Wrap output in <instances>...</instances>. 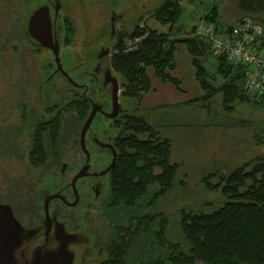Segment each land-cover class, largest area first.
I'll return each instance as SVG.
<instances>
[{
	"label": "rangeland",
	"instance_id": "rangeland-1",
	"mask_svg": "<svg viewBox=\"0 0 264 264\" xmlns=\"http://www.w3.org/2000/svg\"><path fill=\"white\" fill-rule=\"evenodd\" d=\"M64 1L68 4L64 13L69 16L73 26L69 41L74 48L87 47L92 40L100 37L109 26L110 10L123 14L121 19H116L117 32H130L137 23L140 27L158 32H167L169 28L157 22L152 14L164 0ZM178 3L182 12L179 22L173 28L172 37L192 35L193 26L196 29L202 28L204 16L215 3L218 4V20L221 24H236L242 16L239 0H178ZM31 9L32 5L23 0H0V203L8 201L9 191L15 190L20 177L23 179L22 176H28L27 170L34 171L35 177L42 175L44 170V165L36 167L25 162L26 151H22L25 144L20 145V152L16 155L15 147L19 142L16 140V145L10 148L11 145L5 140L9 137L7 135L21 123L24 125L31 121L24 119L29 112L36 114L40 122L55 114L54 111L50 113L45 110L50 102L43 98L38 70L47 53H30L26 50L22 25ZM258 17L260 21L253 25L260 35L264 33V11ZM137 41L139 39H126V47L135 48ZM204 67L211 85L220 87L224 81L216 74L215 60L210 57L204 62ZM194 71L186 47L178 45L174 70L170 71L171 76L178 81L177 85L161 82L154 76L153 69L148 67L146 72L151 80V88L149 92L142 93L140 102L122 97L123 79L114 71L120 84L119 100L122 105L132 108L134 112L137 110L141 114H148L147 121L156 125L161 138L170 140V162L177 165L174 184L165 195L150 205V210L161 214V218L155 221L158 224L163 222L164 237L177 244L185 253L189 251V244L180 229L183 212L211 213L220 207L225 202L220 178L264 150L254 140V135L261 132L259 125L263 121V111L257 106L254 108L251 104L242 105L239 102L232 104V109L226 110L222 105L220 91L205 99V92L199 87ZM56 84L58 89H55L56 92L52 90V95H60L59 89L63 92L66 88L63 82ZM61 104L58 103L56 107ZM61 127L58 143L64 146L67 138L64 121ZM155 171L159 172V169ZM9 186L13 189H7ZM156 189V184L151 185L140 201L145 209L149 207ZM164 248H155L153 253L146 255V261L151 257L156 259L160 252L164 258ZM135 261L132 256L131 263L135 264Z\"/></svg>",
	"mask_w": 264,
	"mask_h": 264
},
{
	"label": "trees",
	"instance_id": "trees-1",
	"mask_svg": "<svg viewBox=\"0 0 264 264\" xmlns=\"http://www.w3.org/2000/svg\"><path fill=\"white\" fill-rule=\"evenodd\" d=\"M217 5L215 3L209 8L203 18V26L221 33L233 24L219 22ZM238 6L242 11L239 22L250 20L255 24L260 21L258 14L264 11V0H239ZM181 12L178 0H164L152 14L157 22L168 25L167 32L140 27L138 23L130 32L116 31L117 50L111 65L122 76V97L140 102L142 93L149 92L151 80L146 72L148 67L153 69L154 76L161 82L177 85L178 81L170 71L174 70L178 45H184L191 57L195 79L205 92V99L220 91L226 110L239 102L263 111V121L259 125L261 132L254 135V140L264 149V95L247 90L248 66L229 61L225 54H213L211 42L197 33L195 26L191 28L192 35L172 37ZM72 30V24L67 23L68 41ZM126 39L139 41L135 48L129 49ZM255 42L257 49L264 52V33L256 34ZM210 57L216 62V74L224 81L218 88L211 85L204 67V62ZM132 112L134 114L126 116L118 126L121 138H118V157L110 175L111 194L108 200L118 213L104 242L105 248L114 252L110 253L111 260L106 264H132V256L135 257V264H264V150L220 178L221 192L225 197L220 207L211 213L183 212L180 229L189 244V251L185 253L164 237L163 222L158 224L155 221L161 218V214L150 210V205L174 184L177 165L170 162V140L161 138L156 125L147 121L148 114L134 112L133 109ZM41 123L31 129L30 158L25 162L36 167L44 165L46 170L59 163L58 142L62 121L60 115L55 114L53 119ZM5 140L10 148L14 147L15 136ZM21 179L16 185L25 186ZM153 184L157 185V189L145 209L140 201ZM157 247H165V257L162 258L160 252L156 259L151 257L146 261V255L153 253Z\"/></svg>",
	"mask_w": 264,
	"mask_h": 264
},
{
	"label": "flooded vegetation",
	"instance_id": "flooded-vegetation-1",
	"mask_svg": "<svg viewBox=\"0 0 264 264\" xmlns=\"http://www.w3.org/2000/svg\"><path fill=\"white\" fill-rule=\"evenodd\" d=\"M23 2L32 5L22 25L26 50L30 53H47L38 66L43 98L50 102L45 110L62 103L52 112L60 115L61 121H64L67 138L64 146L58 143L60 158L57 166L43 170L42 175L36 177L33 176L34 171L27 170L26 174L31 178L22 176L21 182L25 186L15 184V190L9 191V199L5 203L11 205L23 232L10 253L0 259V264H106L111 260L110 253L113 251L107 250L104 242L118 213L108 203L111 194L110 175L118 157V138H121L118 126L126 116L134 114L132 108L121 105L117 116L109 117L115 80L111 62L117 50L115 23L123 14L110 10L109 26L103 35L92 40L90 46L74 48L66 37L70 19L64 13L68 9L64 0ZM39 6H46L49 10L52 38L60 46V66L54 51L42 47L26 31L30 14ZM54 43L51 46H55ZM61 82L65 84L64 91L59 89L60 95H52L51 91L56 92L58 89L56 83ZM94 103L99 111L84 136L86 153L81 147L80 133ZM55 114L42 119L41 124L53 119ZM24 119L31 121L12 129L7 139L15 136L19 142L15 147L16 155L20 152V145H26L22 151H26L24 160L28 161L33 135L31 129L40 120L33 112L26 114ZM113 159L114 164L111 166ZM85 166L86 175L76 179L73 185V178ZM7 189L13 188L9 186Z\"/></svg>",
	"mask_w": 264,
	"mask_h": 264
},
{
	"label": "water",
	"instance_id": "water-1",
	"mask_svg": "<svg viewBox=\"0 0 264 264\" xmlns=\"http://www.w3.org/2000/svg\"><path fill=\"white\" fill-rule=\"evenodd\" d=\"M52 22L49 16V10L46 6L37 7L29 16L27 20V33L36 41L40 42L42 47L50 48L54 51L56 61L59 64L58 60V50L59 43H54L52 38ZM55 46H51L52 44ZM114 86L112 91V112L109 115L110 118H115L120 111V106L122 105L119 100V91L120 84L117 76H114ZM99 111V108L96 107L94 103L91 111L81 129L80 140L81 147L87 153L85 148L84 136L90 126L96 112ZM114 164V159L111 166ZM87 166L83 167L73 178L72 184H75L76 179L86 175ZM110 167L105 171L107 172ZM23 229L13 215L12 207L10 204L2 202L0 203V259H4L6 255L10 253L13 249V244H16L19 240L20 234H22Z\"/></svg>",
	"mask_w": 264,
	"mask_h": 264
},
{
	"label": "built area",
	"instance_id": "built-area-1",
	"mask_svg": "<svg viewBox=\"0 0 264 264\" xmlns=\"http://www.w3.org/2000/svg\"><path fill=\"white\" fill-rule=\"evenodd\" d=\"M201 34L211 42L214 54H225L235 63L248 66L246 88L249 92L264 95V52L256 46L257 31L250 20H243L215 33L212 27L199 28Z\"/></svg>",
	"mask_w": 264,
	"mask_h": 264
}]
</instances>
